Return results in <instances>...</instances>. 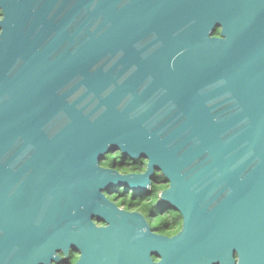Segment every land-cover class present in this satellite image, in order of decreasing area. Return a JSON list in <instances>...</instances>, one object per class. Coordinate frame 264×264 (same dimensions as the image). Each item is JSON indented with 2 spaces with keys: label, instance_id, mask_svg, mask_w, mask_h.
<instances>
[{
  "label": "water",
  "instance_id": "obj_1",
  "mask_svg": "<svg viewBox=\"0 0 264 264\" xmlns=\"http://www.w3.org/2000/svg\"><path fill=\"white\" fill-rule=\"evenodd\" d=\"M0 6V183H24L0 198L20 215L0 264H52L69 246L75 264H264V0ZM115 151L145 170L102 167ZM156 171L182 218L172 237L101 193L145 191Z\"/></svg>",
  "mask_w": 264,
  "mask_h": 264
},
{
  "label": "flooded vegetation",
  "instance_id": "obj_2",
  "mask_svg": "<svg viewBox=\"0 0 264 264\" xmlns=\"http://www.w3.org/2000/svg\"><path fill=\"white\" fill-rule=\"evenodd\" d=\"M1 1V0H0ZM4 17L3 7L0 6V20ZM1 32V27H0ZM143 160V159H142ZM102 167L112 168L118 171L120 174L127 173H139L143 172L146 168L147 161L144 159L140 161L138 164L141 166L133 167V161L125 160L123 162L113 161L110 165H105L100 162ZM17 175L15 177H10L6 175L3 177L2 185L0 183V198L6 200L11 194H19L21 195L24 192V188L22 186L24 183L22 179ZM156 182L151 180V184L148 185L147 190L142 191L139 189H123L122 186L119 185H110L105 189L101 190L104 198L107 200L108 204L106 206L113 210L114 206L118 210L132 213H139L144 221H142L141 230L148 231L149 234L163 236V237H172L179 232L182 227V218L179 213L171 214L172 210L168 203L161 204L158 206V209L154 211L153 207L157 206L161 202L160 193L163 189L168 187V181H162V187L159 188L157 185V192L154 191L153 184ZM113 204L114 206L110 205ZM117 215H120L119 213ZM20 218V215L13 210L12 212L7 206L0 207V237L2 234L9 235V231L7 229L10 223L16 222L17 219ZM91 222L95 224L96 227H104L107 225V222L103 219H100L96 216L91 217ZM17 247L6 248L5 258H9V256L16 251ZM54 256L59 257V262L53 261L52 264H75V262L79 259L80 251L74 247L69 246L67 256L63 252L62 249L56 250ZM151 258L154 261H157L159 257L157 255L151 254Z\"/></svg>",
  "mask_w": 264,
  "mask_h": 264
},
{
  "label": "trees",
  "instance_id": "obj_3",
  "mask_svg": "<svg viewBox=\"0 0 264 264\" xmlns=\"http://www.w3.org/2000/svg\"><path fill=\"white\" fill-rule=\"evenodd\" d=\"M214 34L219 35V28H216L214 30ZM104 156H105V159H107V162H105V160H102L101 163L102 164L104 163L105 165H110L113 161H116V160L119 161V162L120 161L123 162L124 160L126 162V160H129V158L122 156L121 153H120V151L110 152V153H107ZM143 160L142 159H138V161L135 162L132 166L133 167H139L140 168L141 166L138 163L140 161H143ZM153 188H154V191L157 192V189L158 188H157V185L155 183L153 184Z\"/></svg>",
  "mask_w": 264,
  "mask_h": 264
},
{
  "label": "rangeland",
  "instance_id": "obj_4",
  "mask_svg": "<svg viewBox=\"0 0 264 264\" xmlns=\"http://www.w3.org/2000/svg\"><path fill=\"white\" fill-rule=\"evenodd\" d=\"M122 157V156H121ZM103 160H105V162H107V159H105V156L103 157ZM130 161H133V163H135V162H137L138 161V159H129ZM152 181H154V182H156L157 183V185L159 186V188L160 187H162V185H161V183H162V181H165V179H164V177H163V175L160 173V171H156L155 172V174L152 176ZM123 187V189H130L129 187H126V186H122ZM163 205V204H165L164 202H161L160 204H158L157 206H154L153 207V209H154V211H156L157 209H158V206L159 205ZM171 210H172V212H171V214H175V213H178L177 211H175V210H173L172 208H171ZM176 215V214H175Z\"/></svg>",
  "mask_w": 264,
  "mask_h": 264
}]
</instances>
